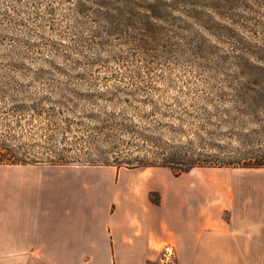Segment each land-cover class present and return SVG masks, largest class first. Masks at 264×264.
Instances as JSON below:
<instances>
[{
    "label": "rangeland",
    "instance_id": "rangeland-1",
    "mask_svg": "<svg viewBox=\"0 0 264 264\" xmlns=\"http://www.w3.org/2000/svg\"><path fill=\"white\" fill-rule=\"evenodd\" d=\"M101 2L171 4L179 8L174 16L180 19L172 17L166 27H173L178 33L172 34L171 39L165 37L168 40L150 39L147 42L155 49L141 50L131 42L129 34L108 33L110 26L105 22ZM0 12L2 21L13 19L27 25L16 29L11 38L6 36L5 43L0 45L1 69L11 64H24L32 71L44 69L51 73L49 77L78 85L83 92L132 83L148 89L135 96H119L115 104L105 100L81 103L90 113L114 109L139 117L152 114L149 122L155 124L163 118L165 124L190 134L178 136V140L187 142L189 137L196 138L200 148L223 157L244 156L256 148L251 142L259 141L264 132L260 120L263 114L252 117L237 111L224 112L234 105H211L206 94L208 87L231 79L235 68L233 49L238 36L225 23L245 34L246 30L234 23L241 22L249 29H258L255 25L259 24L264 34V0H0ZM23 41H29L33 47L26 48ZM15 48L18 56L10 54ZM60 70L63 73H58ZM209 113L222 117L223 120L214 119L220 127L198 130L199 138L195 137L196 124L202 123ZM168 125L165 129L171 130ZM82 168L47 171L0 166V209L10 213L41 206L34 178L43 179L47 187L61 184L67 192L96 191L106 198L114 190H124L128 183L140 179L139 170L123 168L128 171L120 177L117 189L115 171ZM200 172L201 169H195L191 174ZM188 176H183L180 182L185 184ZM165 253L169 259L175 258L172 250Z\"/></svg>",
    "mask_w": 264,
    "mask_h": 264
},
{
    "label": "trees",
    "instance_id": "trees-1",
    "mask_svg": "<svg viewBox=\"0 0 264 264\" xmlns=\"http://www.w3.org/2000/svg\"><path fill=\"white\" fill-rule=\"evenodd\" d=\"M100 5L105 9L102 13L110 26L108 33L129 34L131 42L139 49L153 50L151 43L148 44L150 39L168 40L178 33L173 27H166L179 11L171 4L101 2ZM221 17L226 18V15ZM227 19L230 21L231 18L227 16ZM5 20H0V45L5 43L6 36L11 38L10 34L16 29L27 27L24 22ZM227 23L224 26L238 36V44L233 49L235 68L230 74L231 79L206 89L207 101L211 105H234L231 109L225 108L224 112L237 111L252 117L259 113L264 115V34L260 31L261 25H255L258 29H249L241 22L234 23L246 30L248 34H245ZM13 42L17 43V39L13 38ZM22 44L28 49L33 47L29 41ZM15 50L10 52L12 56H18ZM48 74L51 73L44 69L32 71L24 64L0 68V166L114 167L118 170L163 167L169 168L175 177L197 168H264V132L259 141L251 142L256 148L244 156L223 157L200 148L196 138L188 136L187 142L178 140V136L190 134L165 124L163 118L155 124L149 122V118L154 117L152 114L139 117L114 109L90 113L83 108L85 103L98 100L115 104L119 96H135L148 90L137 83L113 85L104 90L90 88L83 92L78 85L62 83L56 76L53 78ZM81 103H84L83 107ZM215 118L222 119L209 113L202 123L196 124L195 137L199 138L198 130L218 129L220 126L214 122ZM260 120L264 123V118ZM167 125L172 127L171 130L165 129ZM150 197L155 205H160L159 193L152 192ZM147 264H178V261L169 259L165 253L159 260H150Z\"/></svg>",
    "mask_w": 264,
    "mask_h": 264
},
{
    "label": "crops",
    "instance_id": "crops-1",
    "mask_svg": "<svg viewBox=\"0 0 264 264\" xmlns=\"http://www.w3.org/2000/svg\"><path fill=\"white\" fill-rule=\"evenodd\" d=\"M99 168L115 171L117 189L128 171L82 169ZM197 169L181 177L169 168L133 169L139 181L110 198L34 178L41 206L0 209V264H147L167 249L178 264H264V168Z\"/></svg>",
    "mask_w": 264,
    "mask_h": 264
}]
</instances>
